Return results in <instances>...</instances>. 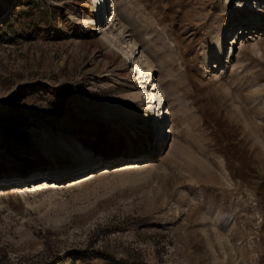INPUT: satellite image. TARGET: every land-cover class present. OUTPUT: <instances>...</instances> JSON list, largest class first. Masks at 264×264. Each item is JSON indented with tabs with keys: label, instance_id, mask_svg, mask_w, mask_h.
Instances as JSON below:
<instances>
[{
	"label": "rangeland",
	"instance_id": "1",
	"mask_svg": "<svg viewBox=\"0 0 264 264\" xmlns=\"http://www.w3.org/2000/svg\"><path fill=\"white\" fill-rule=\"evenodd\" d=\"M241 1L105 0L92 19L87 0H0L1 143L67 164L37 176L97 174L32 190L37 176L0 179V264H264V25L241 46ZM111 12L152 62L173 125L137 158L145 166L123 172L116 164L132 157L86 168L70 151L136 136L128 119L144 101L96 42ZM222 34L223 63L201 62Z\"/></svg>",
	"mask_w": 264,
	"mask_h": 264
},
{
	"label": "bare ground",
	"instance_id": "2",
	"mask_svg": "<svg viewBox=\"0 0 264 264\" xmlns=\"http://www.w3.org/2000/svg\"><path fill=\"white\" fill-rule=\"evenodd\" d=\"M104 1L105 0H87L88 3H86L84 6H86L88 9V13L92 19H98L99 16L102 15L103 8L105 7ZM246 3L247 1L242 0L241 2H238V5L236 6V15L238 19H241L242 17L240 11H247L246 18L238 25L241 35H244V37H240L242 42L241 46H245L247 44V42L243 40L247 34L251 32L249 31L251 28H259L260 25H264L262 24L264 19L261 16L264 8L261 7L260 4L254 3L250 5L251 9L249 10L246 6ZM113 14L114 13L112 12L108 14V17L110 18L109 23L110 26H112V30L102 28L100 31L101 37L96 39V42H105L108 44L112 61L120 66L122 65L120 71L117 70L116 74L122 76V78L126 77V79H131L130 81H132L133 85H135L137 88V90L132 94L131 98L144 101V106L141 108L137 116L131 114L128 119V126L135 128L134 132L136 133V136L134 138L131 137L128 135L127 130L122 128L124 130V134L128 136V145L121 143L114 144L110 141H105L103 137L99 136L97 137L98 142L95 144V146H93V148H91V150L81 147L80 142H78L77 148L79 150L76 151V148H72L70 151L72 152L71 160L75 162L77 161V163L73 166L86 168L93 167V162L91 161L95 160L93 159L95 157H98L99 159L132 157L133 159L131 160H122L116 164L118 165V169L121 167L124 168L126 166V168L123 170L117 171L123 172L129 170H138L141 169L143 165L145 166L146 164H141L145 163V161L141 159L137 160V158L157 150L163 140V137L172 131L173 125L171 122H169V125L165 123V116L171 113V111L169 106L165 107L166 104L164 101L165 95L163 88L158 82L153 83L155 69L152 62L146 60L145 57L143 58V52L139 53L138 51V42L134 38L128 37L129 34L124 33L123 26L115 22V17ZM251 25H253V27H251ZM101 26H104V24ZM234 39L236 38L234 37ZM223 42V34L218 36L216 35L215 38L209 42L208 47L202 50L201 62H209L212 58L213 60L215 59L217 64L223 63ZM136 47L137 50L135 51ZM229 61H231L230 58ZM127 64L128 67H125L124 65ZM132 65L133 67H131ZM137 72L139 75L138 78H140L139 82L142 84L140 86H136L137 83L134 82L135 74ZM149 82H151V88H149V86L148 88L147 86L145 88V84ZM136 119H138V121H136ZM124 123L125 122L122 124ZM137 125H141L144 128V131H137ZM86 134L88 136L87 138L90 139L93 136L92 132L89 130L86 131ZM34 156L35 155L33 153L29 154L28 151L13 153L10 151V148L1 143L0 139V179H5L6 177L14 179L24 176L35 177L38 174L31 173L37 169L40 170V173H42L41 171H48L49 175H57L61 173L62 169L67 165L59 163L52 164L46 160L35 159ZM91 169L92 168L85 169L84 171H81L80 174H77L79 172H75L70 176L64 177L60 181L48 178L47 176H37L35 179L36 181L24 184L23 187L32 190L49 187L61 188L63 184L65 185V183L67 186L83 184V182L85 183L97 176L95 170ZM102 170H105V168H102Z\"/></svg>",
	"mask_w": 264,
	"mask_h": 264
}]
</instances>
